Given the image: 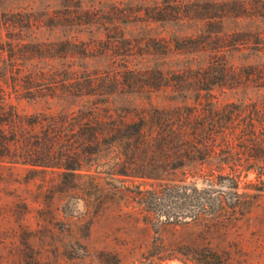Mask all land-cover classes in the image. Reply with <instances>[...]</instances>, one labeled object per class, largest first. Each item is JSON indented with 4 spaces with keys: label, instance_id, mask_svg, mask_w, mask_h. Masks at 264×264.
<instances>
[{
    "label": "rangeland",
    "instance_id": "1",
    "mask_svg": "<svg viewBox=\"0 0 264 264\" xmlns=\"http://www.w3.org/2000/svg\"><path fill=\"white\" fill-rule=\"evenodd\" d=\"M210 61L232 69L212 101L241 104L236 129L252 124L262 138L264 0H0V87L22 117L21 130L42 148L46 129L66 127L59 125L86 98L97 103L99 117L106 108L120 114L137 104H182L184 92L160 86ZM78 84L96 93L80 98ZM191 89L189 102L197 95ZM35 120L41 123L33 128ZM234 144L237 172L220 171L237 189L224 181L216 212L178 225L160 223L168 201L158 213L139 204L137 188L159 181L111 174L115 150L86 155L74 177L78 187L65 191L57 188V167L3 159L0 264H264V152L242 154L243 143ZM215 169L204 164L195 172L210 178ZM181 178L182 171L165 174ZM187 180L205 186L201 177Z\"/></svg>",
    "mask_w": 264,
    "mask_h": 264
},
{
    "label": "trees",
    "instance_id": "2",
    "mask_svg": "<svg viewBox=\"0 0 264 264\" xmlns=\"http://www.w3.org/2000/svg\"><path fill=\"white\" fill-rule=\"evenodd\" d=\"M231 70L226 63L210 61L195 72L188 69L171 84L162 83L161 88L171 85L174 94L177 88L184 92L182 104L177 101L170 106L137 104L120 114H111L106 108L107 116L99 117L97 114L102 113L97 103L86 98L76 112L72 111L59 125L61 128L66 123V127L58 128L59 132L53 126L46 129L45 148L39 145L34 134L21 130L22 117L15 106L7 102L0 87V162L9 159L40 168L57 167L61 170L57 188L65 191L78 187L74 177L82 175L86 155L97 157L101 151L112 149L116 152L110 157L114 171L111 174L159 181L157 187L137 188V192L139 204L148 213L160 212L163 202L168 201L166 206L171 210H164L165 220L160 223L178 225L185 218L194 219L209 210L214 213L222 205L221 197L226 195L224 181L231 182L229 190L237 189L236 180L220 171L227 167L237 172L239 168L240 152H233L234 141L243 143L242 154L246 149L245 153L249 150L264 152V136H257L252 124L248 125L251 130L235 127L243 115L241 104L236 108L222 107L212 101V92L232 79ZM88 79L85 76L87 87L92 88ZM184 84L186 87H181ZM75 89L80 98L96 93L85 91L82 84ZM190 89L197 93L191 102L187 100ZM40 123L35 120L29 124L34 128ZM52 159H56L55 164H51ZM204 164H213L219 176L215 173L209 178L204 172L196 174L197 166ZM171 171H182L181 182L165 179V174ZM188 176L201 177L205 186L197 187L196 182L187 180ZM177 206H181L179 212Z\"/></svg>",
    "mask_w": 264,
    "mask_h": 264
}]
</instances>
